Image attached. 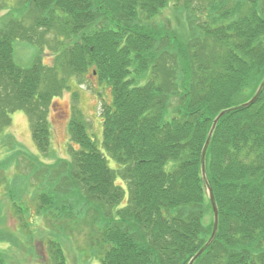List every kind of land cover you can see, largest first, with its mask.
<instances>
[{"label":"trees","instance_id":"16d2710c","mask_svg":"<svg viewBox=\"0 0 264 264\" xmlns=\"http://www.w3.org/2000/svg\"><path fill=\"white\" fill-rule=\"evenodd\" d=\"M11 1L0 0L11 7L0 15V132L22 110L45 154L50 103L71 81L91 69L111 94L101 147L74 109L68 154L33 166L38 209L87 225L94 264H189L212 232L210 188L217 229L192 264H264V86L242 105L264 78V0ZM165 8L175 26L157 20ZM14 39L47 44L51 64L20 66ZM47 252L37 264H66L57 241Z\"/></svg>","mask_w":264,"mask_h":264},{"label":"rangeland","instance_id":"374dc122","mask_svg":"<svg viewBox=\"0 0 264 264\" xmlns=\"http://www.w3.org/2000/svg\"><path fill=\"white\" fill-rule=\"evenodd\" d=\"M4 1L12 5V1ZM9 8L11 7L1 8L0 15L6 14ZM162 12L157 20L166 22V25L170 22L171 26H175L171 9L165 8ZM44 38L51 42L54 35H44ZM44 45V52H41L33 43L14 39L13 58L23 67L30 66L37 56H40L44 64H51L52 49L47 44ZM85 77L81 80L78 78L79 81H71L70 87L55 96L50 103L48 120L51 143L47 153L42 154L36 150L31 138L29 119L22 110L10 113V124L0 132V233L11 238L0 241L6 264L47 263V242L52 239L59 243L65 254L66 264L98 262L97 256L93 254H98V247L88 241L87 233L90 228L87 225L60 222L54 219L53 211L46 213L38 209L41 187L37 175L33 173V166L42 165L41 162L49 163L68 154L70 140L67 122L74 109L82 112L88 123V132L101 147L100 106L103 99L109 101L111 94L109 89L103 88L93 78L91 69ZM74 93L76 98L73 97ZM108 163L110 167L118 168L111 157L108 158Z\"/></svg>","mask_w":264,"mask_h":264},{"label":"water","instance_id":"95a60500","mask_svg":"<svg viewBox=\"0 0 264 264\" xmlns=\"http://www.w3.org/2000/svg\"><path fill=\"white\" fill-rule=\"evenodd\" d=\"M263 86H264V78L262 79L260 85L258 86L255 94L247 102L243 103L242 105L243 106H246V105L254 102V100L256 99L257 95L259 94V92H260V90L262 89ZM225 111L226 110L220 111L215 116V118L213 119L212 129L209 132V136L206 139V142H205V144L203 146V149H202V154H201V172H202V176L204 177V179H205L204 156H205V151H206V148H207V145H208V142H209V138H210V135L212 133V130H213L215 124L217 123L218 119L224 114ZM208 191H209V199H210L211 206H212V210H213V228H212V232H211V235H210L209 239L206 241V243L191 258L189 264H192L193 263L194 259H196V257H198L204 251V249L211 243V241L215 237V233H216V229H217V216H218V212H217L216 203L214 201V197H213V194L211 192V189L208 188Z\"/></svg>","mask_w":264,"mask_h":264}]
</instances>
